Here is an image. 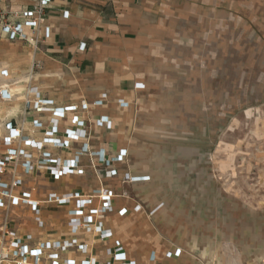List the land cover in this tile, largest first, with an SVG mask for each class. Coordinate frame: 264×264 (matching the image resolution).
Returning a JSON list of instances; mask_svg holds the SVG:
<instances>
[{
	"label": "crops",
	"instance_id": "0c3cea01",
	"mask_svg": "<svg viewBox=\"0 0 264 264\" xmlns=\"http://www.w3.org/2000/svg\"><path fill=\"white\" fill-rule=\"evenodd\" d=\"M38 2L0 0V7L13 13ZM204 2L226 6L237 2L243 9L264 6V0H51L41 28L36 33L25 28L30 41L0 37V75L23 77L14 85L5 84L12 97L4 100L12 105L11 114L19 111L24 127L31 130L6 145L8 149H24L38 156V150L23 142L43 141L51 124L50 111L25 112V99L35 97L30 94L32 88L59 108L88 105L66 111L55 134L65 140V131L74 127L72 118L77 115L84 120L80 128L86 129L85 138L72 139L64 148L52 143L45 146L64 165L77 159V171L56 176L30 171L17 162L6 165L1 182L11 184L20 178L22 184L11 189L13 194L28 191L39 205L38 212L28 204L0 207L3 231H17L23 239L30 236L26 242L32 247L39 242L74 241L67 249L56 250L63 264L69 259L77 264L85 259L95 264H258L264 260V229L254 216L231 213L229 219L218 222L200 219L196 225L208 227L209 232L193 234L189 227L195 226L194 219L178 200L179 194L187 195V188L178 186L185 173L177 174L169 163L159 162L152 149L162 146L140 140L149 130L152 116L148 102L155 97L150 92L151 70L161 49L159 38L170 20ZM46 27L49 36H45ZM22 87L25 95L15 104V92ZM34 119L42 124L31 129ZM114 170L116 174L111 175ZM101 189L109 191L111 207L94 217L92 230L73 229L70 220L78 208L73 195L82 201L92 198L84 206L88 213L105 202ZM51 194L67 202L49 201ZM99 223L109 233L106 238L94 229ZM117 243L124 259H113ZM177 249H181L179 255L174 254Z\"/></svg>",
	"mask_w": 264,
	"mask_h": 264
},
{
	"label": "rangeland",
	"instance_id": "374dc122",
	"mask_svg": "<svg viewBox=\"0 0 264 264\" xmlns=\"http://www.w3.org/2000/svg\"><path fill=\"white\" fill-rule=\"evenodd\" d=\"M198 5L170 20L159 38L151 70L155 97L148 102L152 116L140 140L162 146L152 149L159 162L185 173L178 186L187 195L178 200L194 219L193 234L209 232L196 225L200 219L218 222L231 213L254 216L264 229V6ZM22 78L0 75V87ZM22 90L15 92V104ZM10 106L0 98L1 159L8 153L10 122L20 134L31 132ZM22 161L18 156L6 165Z\"/></svg>",
	"mask_w": 264,
	"mask_h": 264
},
{
	"label": "built area",
	"instance_id": "2783aa9c",
	"mask_svg": "<svg viewBox=\"0 0 264 264\" xmlns=\"http://www.w3.org/2000/svg\"><path fill=\"white\" fill-rule=\"evenodd\" d=\"M51 0H39V2L33 7L25 10L13 11V13H7L3 8L0 7V37L5 38L10 41L15 39H22L30 41V37L25 32V28H31L34 33H36L41 28L42 17L45 13L46 6ZM45 36H49V27H46L44 30ZM4 75H7L6 72H3ZM0 98L9 99L12 95L9 94L8 90L0 87ZM34 93L35 97L33 99H25L27 107L25 112L34 111L37 113H45L50 111L52 114L51 124L49 129L45 130V138L43 141H36L31 139H25V147H31L38 150V156H33V154L25 151L24 149H8V153L4 159H0V174L4 172L7 162L14 161L18 156L23 157L22 166L26 169L32 171L34 169L39 171L51 172L54 175H62L67 171H77V159L73 160L69 165H64L60 162L59 158L53 156L50 151L45 150V146L49 143L57 144L58 147L64 148L70 140H79L87 136L86 129L81 127V124L84 126V120L74 115L72 118L73 128L67 129L65 140H61L55 137V134L58 131V122L60 117L64 116V113L68 110L78 111L80 108H87V104L83 103L80 107L67 106L64 108H59L54 105L53 102L49 100L42 99L38 93H35V89L30 90V94ZM42 120L34 119L33 128H39L41 126ZM10 135L4 139V142H7L8 146H11L18 138H21L20 131L14 129L12 122L9 123ZM34 131V130H33ZM32 131V133H33ZM33 159L35 161L33 162ZM99 159L107 163V159L104 156L99 155ZM111 175L116 174V170L110 171ZM22 180L20 178L11 182V184L1 182L0 187H2V192L0 193V207L3 206H18L19 204H28L31 206L34 212H38V202H33L30 198L31 193L28 191H22L19 195L13 194L11 191L12 188L18 187L21 185ZM108 192V194H107ZM101 196H104L105 202L99 208L89 209L88 213H85L84 206L92 202V198L82 199L78 197L77 194H74L73 197L78 199V208L74 210L75 216L71 218L70 224L73 229L77 230L82 227L87 230H92L94 224V217L103 215L106 209L111 207V201L109 198V191L101 189ZM49 201H56L58 203L64 204L67 202V199L64 197H58L55 194H51L48 197ZM81 201V202H80ZM100 233L101 238H106L109 233L106 230L101 228L100 223L94 227ZM30 236H27L25 239L19 236L17 231L7 230L6 232L2 230L0 226V264H63L59 260V254L56 250H64L68 247L75 244L74 241L65 243V242H39L37 247L30 246L26 240H29ZM118 249L113 255V259H124L125 253L120 249V244H118ZM82 249V246H80ZM55 250V251H53ZM53 251V252H51ZM181 249L175 251V255H179ZM172 253L169 252L170 256ZM66 264H77L74 259L67 260ZM80 264H95L91 260L85 259ZM204 264V263H203ZM211 264H219L215 261ZM258 264H264V260L260 261Z\"/></svg>",
	"mask_w": 264,
	"mask_h": 264
},
{
	"label": "bare ground",
	"instance_id": "6f19581e",
	"mask_svg": "<svg viewBox=\"0 0 264 264\" xmlns=\"http://www.w3.org/2000/svg\"><path fill=\"white\" fill-rule=\"evenodd\" d=\"M2 87V86H1ZM2 88H5V87H2ZM6 89V88H5Z\"/></svg>",
	"mask_w": 264,
	"mask_h": 264
}]
</instances>
